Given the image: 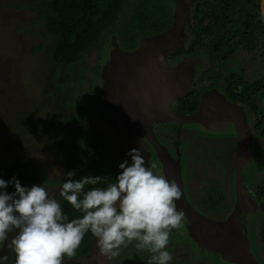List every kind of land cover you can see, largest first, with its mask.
<instances>
[{
  "label": "rangeland",
  "instance_id": "obj_1",
  "mask_svg": "<svg viewBox=\"0 0 264 264\" xmlns=\"http://www.w3.org/2000/svg\"><path fill=\"white\" fill-rule=\"evenodd\" d=\"M37 2L38 0H0V160L10 163L15 158L22 157L32 163L33 170L42 169L39 185L44 186L50 197L57 200L62 183L70 177L66 175L68 172L59 158L58 137L54 134L64 132V126L74 125L73 118L78 110L74 102L76 98L80 95L82 101L78 106L88 109L85 110L87 113L90 111L96 114L97 118L103 117V120L109 121L105 116L111 119L115 117L110 115L109 109H106L100 101L99 90L95 87L92 91L98 49H94L88 55L85 63L68 66L53 62L50 49L54 38L47 34L43 20L34 11ZM164 2L166 3L167 0ZM182 9V12H186L188 4H182ZM116 34V31H106L98 46L103 45L101 48L108 53L115 43L120 44L121 47L125 45ZM229 63L231 64L229 70L241 74L242 65L249 68L246 77L250 80L256 79L259 72L261 75L264 67L262 59L242 51L234 54L228 60ZM83 72H86L87 78L80 90H76L83 79ZM63 103L70 106L65 108ZM91 120L96 122L95 118ZM113 121L118 129L127 135L114 131L104 122L98 121V123L106 134L108 147L119 163L125 160L119 157L127 156L131 150L128 136L136 144L137 149L140 147L146 167L152 163L157 164L154 161L155 157L160 155L162 157L164 152L156 153L155 148L160 146L164 149L165 145L159 143L160 138L156 137L150 125L140 127L125 124L118 119ZM187 135L179 138L181 151L178 150L176 163L184 164L188 170H191L187 175L194 177L196 174L192 172L195 165L201 167L198 172L203 174L202 162L195 164V159L190 157L188 148L190 137ZM162 141L169 148L173 145L171 140ZM259 143L263 144L260 148L256 145L253 162L245 161L240 168L241 173L250 170V175L253 176L250 185L264 172V138ZM166 154L171 157L169 152L166 151ZM174 158L176 159L175 155ZM128 161L131 163V159ZM156 171H159V165ZM239 181L244 187L245 176L240 174ZM195 182V179L191 181L192 184ZM204 212L208 215L212 214L208 210ZM182 223L184 226L181 229L170 230L166 250L173 259L169 264H231L209 251L201 253L195 231ZM250 234L249 227V237ZM14 235L15 233H9L8 239L0 242V264H6L8 260L11 249L9 244ZM138 243L132 241L122 245L118 250L119 255L109 258L101 254L96 238L91 254L82 260L85 264H149L154 254L147 248L137 247ZM251 251L260 263L264 264V255L260 248L258 252L256 250L254 252L251 243ZM256 252L259 253L258 256Z\"/></svg>",
  "mask_w": 264,
  "mask_h": 264
},
{
  "label": "trees",
  "instance_id": "obj_2",
  "mask_svg": "<svg viewBox=\"0 0 264 264\" xmlns=\"http://www.w3.org/2000/svg\"><path fill=\"white\" fill-rule=\"evenodd\" d=\"M164 1L38 0L34 11L43 20L47 34L54 38L50 49L52 61L70 66L80 62L85 63L88 55L99 47L106 31H116L120 41L125 44L122 46L124 49H133L144 39L156 40L162 34L176 33L177 7L173 6V0H167L166 3ZM191 4L190 19L186 14L180 29L188 30L193 44H198L206 37L211 38L219 63L237 50L255 52L260 48L261 40L264 39V21L260 19V0H193ZM86 78L87 74L83 72V79L76 90H80ZM244 83L246 84L243 85L241 96L243 106L253 107L254 112L257 111L258 121L263 124L264 77ZM81 101L80 95L74 101L78 107L73 118L74 125L64 126V132L54 134L58 137L59 158L67 172H75V176L70 179L79 180L89 175L101 176L102 183L98 187H106L108 183L115 182L122 169L119 168L117 157L108 147L106 134L98 121L104 122L109 128L112 125L107 124L103 117L100 119L90 111L87 113L85 110L88 109L78 106ZM64 105L65 108L70 106L66 103ZM186 105L189 108L193 103L188 102ZM177 114L188 115L179 111ZM93 118L96 122L91 120ZM113 130L118 132L114 128ZM119 158L126 160V156ZM32 167V163L22 157H17L10 163L0 160V178L9 181L15 177L22 186L26 187L39 185L42 169L33 170ZM91 187L87 185L86 190ZM3 190L11 193L15 188L14 185L9 184L7 189ZM192 190H199L202 196L201 208L198 211L204 208L212 213L208 215L201 210L200 212L205 216L215 220H225L232 212L233 206L225 201L220 184L214 179H208L202 186L192 187ZM257 192L260 193V217L256 221V217L252 216L249 223L250 241L254 252L255 250L258 252L260 248L264 255V174ZM57 201L69 220L82 215L59 194ZM95 241L96 237L89 230L76 250V255L72 258L65 256L62 264H85L82 259L91 254ZM257 252L255 254L258 256ZM214 254L222 259L219 254ZM6 264H15V254L11 249Z\"/></svg>",
  "mask_w": 264,
  "mask_h": 264
},
{
  "label": "clouds",
  "instance_id": "obj_3",
  "mask_svg": "<svg viewBox=\"0 0 264 264\" xmlns=\"http://www.w3.org/2000/svg\"><path fill=\"white\" fill-rule=\"evenodd\" d=\"M260 19L264 21V0H260ZM127 155L131 163H120L122 171L106 187H98L101 176L91 175L62 183L60 197L82 213L71 220L44 186L26 187L15 177L0 178V242L15 233L9 244L15 264H62L65 256L76 255L89 230L101 254L109 258L119 255L122 245L138 241L137 247L154 254L149 264H169L170 230L184 226L185 213L176 205L181 190L174 179L156 171V163L146 167L140 149ZM66 175L73 177L75 172ZM9 184L14 192L3 190ZM87 185L92 187L86 190Z\"/></svg>",
  "mask_w": 264,
  "mask_h": 264
},
{
  "label": "flooded vegetation",
  "instance_id": "obj_4",
  "mask_svg": "<svg viewBox=\"0 0 264 264\" xmlns=\"http://www.w3.org/2000/svg\"><path fill=\"white\" fill-rule=\"evenodd\" d=\"M177 0H173V6L175 7ZM192 4L188 6L187 15L190 19L191 15ZM206 29V28H205ZM177 36L172 41L171 44L166 45L165 48L160 51L161 53L155 57V61L158 66L168 70L173 71L174 69H182L186 70L185 77L190 81V85L188 87V92L186 95L181 96L180 98H175L169 102V106L174 111H179L185 114H191L198 110L203 100L204 94L215 92L219 95H224L225 98L232 102L243 106V102L241 101L243 85L246 84L245 82H252L257 79L264 77V67H262V74L256 77L254 80L248 79L246 76L249 72V68H246L244 65L241 66L242 74L229 70L228 60L236 53L242 51L252 54L255 58H259L263 60L264 63V39L261 40L260 48L257 51L248 52L247 50H237L234 54H231L227 59L217 61L218 59L215 56L216 48L212 45L211 38H204L198 44H193L194 42L191 40L190 33L185 28L183 31L181 29H176ZM176 35L175 33H172ZM163 35V34H162ZM264 37V36H263ZM215 41V40H214ZM141 42V41H140ZM139 45V44H138ZM138 45L133 49H124L126 51H132L138 47ZM212 45V46H211ZM103 47V45H101ZM100 46L97 47L98 55L96 56V63H95V79L93 80V89L99 90L100 94V101H102L103 106L106 109H109L110 115H113L115 119L120 120L121 122L125 123L122 118H120L114 111L105 106L103 103L102 97V89L105 85L106 81V68L111 61V52L113 49L104 52L103 48ZM114 48V47H113ZM212 50H215L212 52ZM212 52V53H211ZM210 53V54H209ZM214 57H212V55ZM216 58V59H215ZM222 59V58H221ZM256 76V75H255ZM232 89V90H230ZM91 91V92H92ZM258 92V91H257ZM251 96V95H250ZM249 96V97H250ZM190 99H188V98ZM193 98V99H192ZM192 102L193 105H186V103ZM194 107V108H193ZM247 117H248V128L252 135V147L249 155V160H254V153L256 152L255 149L257 147H261L263 143H259L260 140L264 138V123L262 124L258 121V114L257 111L253 107H249L246 105L243 106ZM264 108V103L262 105ZM194 109V110H192ZM187 111V112H185ZM263 115V114H262ZM163 115L157 113V111L152 110L149 113L143 116V120L140 127H149L156 133V137L159 139V143L165 145V148L162 149L160 146H156L155 150L157 152H164L162 157H155L157 164L159 165V171L164 175V167H163V158H167L175 167H179L181 169V177L183 181V189L184 194L190 204L195 208H201V201L202 196L199 190H192V187L202 186L205 181L208 179H214L220 184V189L224 194V199L228 204H231L233 208L237 202V195L240 192L243 193L244 199L246 200L249 198L250 206L253 207L254 213L248 214V226L252 220V216L256 217V221L260 217V193L257 192V187L259 185L260 179L262 178L264 172L257 177V180L253 181L254 183L250 185L253 176L250 175V170H245L240 174L245 176V185L241 181H239V185L237 184L236 177H235V161L237 155V144H238V132L237 127L234 123H230L225 128L220 130L216 129H208L207 127L203 126L200 123H191V124H183L181 125L179 122L174 121V117L170 119H162ZM107 124H111V129H115L118 132H121L118 127L114 124L115 119H111L110 117L106 116ZM126 123H130L129 121ZM129 125H137L138 124H129ZM124 135H127L124 132H121ZM203 133V134H202ZM189 136H188V135ZM211 137H209L208 135ZM183 135H187L190 137V141L188 143V148L190 150V157L195 159V164H199L200 162L203 169V174L198 172V169L201 168L200 166H194V171L192 172L194 175H187L189 170L185 167V165H181L176 163L177 155L179 147L181 146L180 137ZM226 136L227 138H224ZM221 137V138H220ZM171 140L172 146L169 148L162 140ZM128 145L131 149L136 148V144L131 140L130 137L127 136ZM139 147V146H138ZM248 145L246 146V148ZM140 149V147H139ZM255 149V150H254ZM166 151L169 152L171 157L166 154ZM181 151V150H179ZM188 151V149H187ZM255 151V152H254ZM182 154V153H181ZM176 156V159L174 158ZM126 159H131L130 156H126ZM241 164V167L244 162ZM191 171V170H190ZM205 171V172H204ZM198 174V176H197ZM200 174V175H199ZM195 179V183H191L192 180ZM201 210L205 211L204 208ZM199 210V212L201 211ZM202 213V212H200ZM229 216V215H228ZM188 226V222L184 219L183 221ZM189 227V226H188ZM200 250V247H199ZM201 253H205L207 251H201ZM214 254V253H213Z\"/></svg>",
  "mask_w": 264,
  "mask_h": 264
},
{
  "label": "water",
  "instance_id": "obj_5",
  "mask_svg": "<svg viewBox=\"0 0 264 264\" xmlns=\"http://www.w3.org/2000/svg\"><path fill=\"white\" fill-rule=\"evenodd\" d=\"M193 0H177V29L186 16L182 4L188 6ZM172 32L161 35L156 40H142L138 47L126 51L117 43L111 52V61L106 68V81L102 89L103 103L111 108L125 124H141L143 116L152 110L163 115L162 119L174 117L183 124L200 123L208 129L220 130L234 123L238 132L235 177L240 178V168L244 160H249L252 135L248 128V117L243 106L228 101L224 95L215 92L204 94L198 110L188 115H178L169 102L186 95L190 81L186 70L168 71L157 65L155 57L177 36ZM164 51V50H163ZM248 147L246 148V146ZM166 179H174L181 190V198L176 201L177 210L184 211V219L190 230L195 231L202 251L219 254L231 264H261L251 251L248 214L254 213L249 198L240 192L232 212L225 220H215L195 209L184 194L181 169L167 158L162 159ZM239 185V184H238Z\"/></svg>",
  "mask_w": 264,
  "mask_h": 264
}]
</instances>
